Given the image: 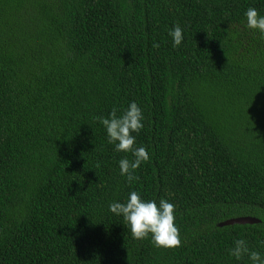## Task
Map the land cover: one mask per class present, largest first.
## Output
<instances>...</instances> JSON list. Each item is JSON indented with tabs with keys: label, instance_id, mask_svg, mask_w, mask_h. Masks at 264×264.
<instances>
[{
	"label": "trees",
	"instance_id": "obj_1",
	"mask_svg": "<svg viewBox=\"0 0 264 264\" xmlns=\"http://www.w3.org/2000/svg\"><path fill=\"white\" fill-rule=\"evenodd\" d=\"M249 7L264 14V0H0V264H252L229 255L237 239L264 253V36ZM133 101L151 159L130 184L118 165L133 157L97 117ZM133 190L177 206L180 247L134 239L109 210ZM246 216L261 222L219 227Z\"/></svg>",
	"mask_w": 264,
	"mask_h": 264
},
{
	"label": "clouds",
	"instance_id": "obj_2",
	"mask_svg": "<svg viewBox=\"0 0 264 264\" xmlns=\"http://www.w3.org/2000/svg\"><path fill=\"white\" fill-rule=\"evenodd\" d=\"M246 27L264 36V14L257 8L249 7L244 13ZM173 47H179L183 40V29L173 25L168 32ZM158 47V45H156ZM107 135L108 144L115 146V151L131 153L133 159L119 160L120 175L128 183L138 180L135 175L143 163L151 159L150 152L144 146H136L137 135L144 128V112L135 101L130 102L123 110L113 108L106 116L97 117ZM134 133L136 135H134ZM109 210L127 221L131 235L136 240L151 237V242L157 248H177L182 244L179 227L176 224L177 206L165 198L144 199L138 191H131L125 202L114 201L109 204ZM234 247L229 255L240 260L245 254L252 264H264V253L250 251L244 239L233 241Z\"/></svg>",
	"mask_w": 264,
	"mask_h": 264
},
{
	"label": "water",
	"instance_id": "obj_3",
	"mask_svg": "<svg viewBox=\"0 0 264 264\" xmlns=\"http://www.w3.org/2000/svg\"><path fill=\"white\" fill-rule=\"evenodd\" d=\"M261 221L258 218L252 217V216H246V217H239V218H233L226 220L219 224V227H227V226H234V225H254L258 224Z\"/></svg>",
	"mask_w": 264,
	"mask_h": 264
}]
</instances>
